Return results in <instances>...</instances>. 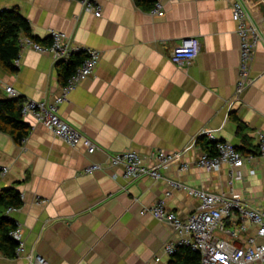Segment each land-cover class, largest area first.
<instances>
[{
  "label": "crops",
  "instance_id": "obj_1",
  "mask_svg": "<svg viewBox=\"0 0 264 264\" xmlns=\"http://www.w3.org/2000/svg\"><path fill=\"white\" fill-rule=\"evenodd\" d=\"M96 1L101 16L80 0H0V10H20L43 44L52 30H59L101 53L95 72L59 107L66 121L97 144L93 154L62 141L33 116L23 118L32 128L21 143L0 131V191L15 187L24 200L9 212L21 228L24 249L15 258L0 250V264H34L38 255L47 264H150L157 256L159 264H170L163 247L177 234L142 211L165 200L186 218L198 199L183 190L166 198L164 179L125 178L122 166L108 163L111 154L127 149L152 164L158 150L191 146L181 160L162 169L165 178L264 207V156L246 163L240 168L243 177L231 181L227 164L215 172L202 169L197 159L203 150L193 146L199 132L210 129L217 138L244 147V154L258 150L257 134L264 132V0H239L262 37L253 81L239 98L236 0H160L163 15L142 9L135 0ZM186 37H198L202 44L189 66L169 56ZM19 59L16 72L0 67V89L13 86L24 98L53 101L64 85L53 55L26 48ZM93 163L105 167L86 173ZM185 163L188 169L181 170ZM254 233L250 227L243 240Z\"/></svg>",
  "mask_w": 264,
  "mask_h": 264
},
{
  "label": "built area",
  "instance_id": "obj_2",
  "mask_svg": "<svg viewBox=\"0 0 264 264\" xmlns=\"http://www.w3.org/2000/svg\"><path fill=\"white\" fill-rule=\"evenodd\" d=\"M80 1L86 10L93 11L97 16L102 15V7L96 0ZM232 10V17L237 23L241 41L239 72L235 90V97L239 98L253 81L251 76L252 64L257 43L262 37L241 1L236 0ZM151 11L158 15L164 14L160 0H157ZM50 37L51 42L43 44L31 36L24 35L19 39L20 52L26 48L39 52H49L57 63L66 64L72 62L75 55L81 54L84 57L83 61L68 78L62 86L60 94L53 101L24 98L22 116L23 118L33 116L62 141L73 147L82 146L89 154H93L97 150V144L66 121L60 115L59 107L68 101L72 90L84 78L95 72L101 53L93 47L76 43L63 31L52 30ZM201 47L202 44L198 37H186L171 48L169 56L174 63L189 66L198 57ZM14 64L17 68L20 67L19 56L15 59ZM3 89L8 98L20 96L13 86H5ZM204 136L214 143L216 153L210 155L203 151L197 159L198 165L206 172H215L227 164L229 165L231 181L243 177L240 168L246 163H250L257 155L264 156V132L257 134V152L248 154L239 151L233 143L217 138L213 130L210 129L199 132L193 146L197 144L198 138ZM190 148L191 146L171 152L158 150L153 154L154 161L152 164H148L139 152L127 149L111 154L108 165L122 166L124 176L127 179H138L145 176L154 180L164 179L168 185L165 192L166 198L171 196L174 190H183L188 195L198 199V205L186 218H181L176 212L170 210L166 206L165 200H159L143 209L142 213H150L155 218L165 221L177 234L176 240L164 244L163 252L166 255L172 256L178 246L186 245L200 253V264H264L263 206L254 205L250 200L240 199L234 194L227 195L207 189L193 188L181 180L165 178L162 175V169L174 161L181 160ZM104 167V164L93 163L85 169V172L94 173ZM186 169H188V164H182L181 170ZM4 170L6 171V169ZM250 172L255 173V168L252 167ZM250 227L255 228V233L248 235L246 240H243V234L247 233ZM13 236L19 243L17 255H20L24 249V240L19 224L13 232ZM28 258L33 259L32 255H28ZM160 261L161 257L157 256L150 264H159ZM34 264H47V262L38 255L34 259Z\"/></svg>",
  "mask_w": 264,
  "mask_h": 264
},
{
  "label": "trees",
  "instance_id": "obj_3",
  "mask_svg": "<svg viewBox=\"0 0 264 264\" xmlns=\"http://www.w3.org/2000/svg\"><path fill=\"white\" fill-rule=\"evenodd\" d=\"M136 4L146 11L155 6L157 0H135ZM31 36L35 40H43L32 34L31 24L18 8L0 10V67L10 72L18 69L14 61L19 56V39L24 36ZM51 42V37L46 41ZM83 55H75L70 63H59L63 84L75 72L83 61ZM24 97L8 98L6 93L0 89V131L6 132L21 143L31 132V125L26 123L22 116ZM197 144L203 151L214 155L215 145L205 136L197 140ZM244 151V147L239 148ZM22 193L15 187L4 188L0 191V250L9 258L17 257L18 241L14 238L13 232L18 228V223L9 212L12 209H19L23 206ZM201 255L190 246L180 245L170 257V264H200Z\"/></svg>",
  "mask_w": 264,
  "mask_h": 264
}]
</instances>
